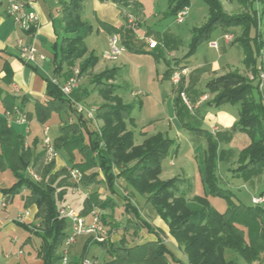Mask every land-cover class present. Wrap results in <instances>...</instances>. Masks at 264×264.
<instances>
[{"label": "trees", "instance_id": "obj_1", "mask_svg": "<svg viewBox=\"0 0 264 264\" xmlns=\"http://www.w3.org/2000/svg\"><path fill=\"white\" fill-rule=\"evenodd\" d=\"M139 1L114 0L126 5ZM168 1V13L175 17L191 4V0ZM203 1L209 8L208 18L204 24L192 29L191 53L201 43L209 42L217 28L222 27L226 31L241 28V35L232 45L242 46L244 63L251 66L259 77L258 64H261L259 58L264 48V40L254 4L262 2L264 5V0H238L252 9L240 14L227 13L221 0ZM59 4L62 10L63 34L60 41L53 45L55 72L61 73L65 67L71 72L78 66L79 77L82 78L85 74L91 76L94 91L102 99L96 111V117L102 120V125L100 128L90 127V120L77 110V95L74 94L73 98L65 96L60 84L48 78L45 99L37 100L34 111L28 112L26 116L37 119L41 124L48 122L54 114L68 113L75 116L72 122L61 124L60 135L54 139L59 154L69 157L70 166L57 169L53 160L51 163L42 164L41 169H35L43 157L42 152H34L38 141L35 140L32 146L26 145L25 137L9 125L4 113H14L16 109L22 111V105L18 102V96L6 93L0 87V169H11L16 177L13 186L1 188L0 192L13 196L22 188L28 190V194L23 197L24 207L36 206L35 216L40 219L42 232L37 229L32 232H36L41 238L38 254L43 264H62L61 252L68 236V218L62 217L60 210L66 194L78 186L87 189L101 183L108 191L107 196L102 198L98 191L91 192L84 198L79 209L81 216L88 217L96 208L115 209L117 203L113 196H117L124 202V211L133 215L128 218L124 229L132 230L138 235L143 228L156 236L155 240L134 245L128 244L125 237L117 243L109 240L98 241L91 236L89 239L106 249L112 257L102 264H185L166 246L162 231L143 218L132 202V196L137 193L146 195L147 202L167 223L170 235L186 255L189 264H241L236 258H229L226 255L227 250L236 252L247 264H254L264 253V207L234 201L231 191L219 184L217 171L219 162L224 160V153L228 152L220 149L221 143L229 142L235 132H244L249 135L251 143L239 151L231 172L234 177L242 178L245 182L252 181L264 172V99L260 95L259 82L254 84L236 71L208 80L206 88L213 94L209 104L216 107L225 104L239 107L237 122L223 136L222 133L213 135L201 127L188 126L187 119L192 117L191 109L181 95L188 88L180 87L175 99L177 116L183 126L204 133L207 139L203 177L208 189L204 195H196L190 200L189 189L181 188L185 179L179 176L168 180L160 178L162 163L169 155L174 140L158 132L137 144L134 131L129 129V123L135 124L132 116L135 105L123 100L117 92L118 85L114 83L118 67L105 68L99 73L93 72L99 58L89 51L85 41L93 33V24L85 18V0H59ZM99 28L111 35H118L126 49L143 51L137 47L139 41L135 34L136 29L129 26L128 22L123 28H118L100 21ZM253 28L256 29L254 37L251 34ZM3 69L6 72L4 82L11 84L12 71L8 63H4ZM172 75V70L168 69L167 78L171 79ZM23 102L22 100L21 103ZM31 168L39 175V180L30 174ZM73 169L81 172L78 184L73 181ZM119 178L126 181L129 196H123L119 192ZM260 194L264 195V189ZM209 196L226 199V209L221 211L214 207ZM106 220L107 217L102 216L104 226H109L111 230L119 228L117 223ZM18 224L29 228L27 223ZM82 256L85 257V253ZM80 261L75 259L69 264H79Z\"/></svg>", "mask_w": 264, "mask_h": 264}, {"label": "rangeland", "instance_id": "obj_2", "mask_svg": "<svg viewBox=\"0 0 264 264\" xmlns=\"http://www.w3.org/2000/svg\"><path fill=\"white\" fill-rule=\"evenodd\" d=\"M113 2L114 0H91V2L88 3L87 19L93 24V33L87 37L85 41L91 48L90 52L97 55L100 61L103 63L105 62V65H108L109 67H118V74L114 82L118 85L117 92L125 102L134 103L135 105V108L132 111L135 124L129 123V129L134 131L136 142L140 140V136L142 135L141 131L146 132L147 137L160 131L174 140L169 155L162 163L165 168L162 178L167 179L170 176L168 170L171 168L176 169L174 170V175L180 176V174L183 175V172L190 176L195 175L196 193L204 195V192L208 189L203 177L204 155L207 150V141L198 138L199 135L197 130L189 129L187 127L183 128L182 122L176 115L174 100L179 94L180 86H185L187 80L182 84L184 81L183 78L187 79L190 77L189 79L194 80V78L196 79L197 77L198 80L200 79L199 86L202 87L201 89H206L207 94H209V99L213 98V94L208 92L206 83L208 80L227 72L236 71L252 80L254 84L259 82V77L255 75L251 66L244 63V50L242 46L240 44L232 45V42L241 35L242 29L232 28L230 31H226L222 27H219L214 31L210 39L211 42L217 41L218 48L212 47L209 42H204L201 43L193 53H191L190 42L192 39V29L204 24L208 18L209 8L203 0H191L189 13L185 17V21L182 23H178L175 16L169 15L168 0H143L142 5H139V3H129L126 5L118 2L117 6H114L112 4ZM221 2L225 11L229 14H240L252 11L250 7L238 0H221ZM254 7L257 11L259 28L263 31L262 39L264 40V5L262 2H256ZM144 10L146 11L145 13L147 16L144 14ZM129 14L134 18L132 23L129 22ZM127 16L128 19H126ZM100 20L109 21L118 28H123L128 22L129 26L136 29L135 34L139 41L137 47L142 48L143 51L126 49L120 53L117 58L107 59L105 54L110 51L109 35L107 31H103V29L99 28ZM140 25L142 27H140ZM139 27L146 31L150 30L152 34L149 35L148 33H145V31H137L139 30ZM226 33L233 34L234 38L232 41L226 42L224 39ZM251 34L252 37L256 36L255 28L252 29ZM114 35L115 34L111 36ZM151 38H154V40H156L155 38H158L156 40L159 44L157 49H155L156 46H152L147 42V40ZM165 42L168 43L165 44ZM121 44L119 38L118 46H121ZM259 59L261 64H258V76L261 71L260 67L264 64V48L261 51ZM214 61H218L220 64V67L216 70H212L211 66ZM224 64L226 65L223 67ZM168 69H171L173 73L176 71H183V69L186 70V74H182V81L178 85L172 81V77L171 79L166 77ZM82 80L80 79V81ZM90 80L91 77L83 80V88H87L88 92L91 93L92 84L89 82ZM259 89L261 91L260 95L264 99V88ZM76 91L77 89L70 95V98H73ZM183 92L191 106L190 109L200 115V107L195 109L189 99L188 93L185 91ZM85 100L86 103L81 104L84 105L85 108L99 106L100 104V98L96 96L90 95L85 98ZM34 106L35 103L32 102L30 107L34 108ZM210 109L213 115H206V113H209L208 111L204 114L206 120L209 122H213V120L218 118L215 113L225 109H229L232 115H236V118L239 117V107L236 105L225 104L220 107L212 106ZM52 118L54 120L49 124L52 128V132L59 128V123L61 121L62 123H68L70 121V115L68 113H63L60 117L58 114H54ZM94 118V120L89 119V126L100 128L102 120L98 119L96 114ZM34 119L35 118H32L31 120ZM10 123L16 132L21 133L25 137L27 144L30 146L34 144L36 135H39L41 138L44 136V128L42 129L41 126L33 129L32 132L28 134L27 129L29 125L27 123L21 122L20 124H16L11 121V118ZM191 126L193 128V125L190 123L189 127ZM202 127L206 128L205 130L210 133V127ZM52 132L50 133V136ZM177 146H179V148ZM42 150V143H38L34 152L38 153L42 152ZM238 153L236 156H238ZM230 156L233 157V154ZM61 157L66 164L70 166L71 163L69 157L67 155L63 156L62 153L58 158ZM171 160L175 163L172 166L169 164ZM227 166L228 163L225 162L223 164L224 169H222V171H217L219 184L223 188L231 191V198L234 201L246 205H252L253 195H258L264 188V183L260 180L261 178H264V172L259 177H254L252 181L245 182L242 178L234 177L232 172H228L226 168L229 167ZM36 169H38V167ZM15 182L16 177L11 169H0V189L10 188ZM101 184L92 185L93 188L91 191H98L101 188ZM103 186L105 187L104 184ZM26 190L27 189L22 188L19 190L20 192L12 196L13 199L12 201H9L8 204L9 213L14 212L18 215L26 210L23 200ZM72 192L81 193V196L79 197L77 194H72ZM82 193H85L83 187L78 186L72 188L66 194V200L62 202V205H71L77 209L78 205L82 206L83 204L84 195H82ZM122 194L123 196H129V192L126 189ZM190 197H192L191 194ZM209 199L217 209L221 211L226 209V199L211 196H209ZM118 200L122 203L119 208H108L106 210L97 208L102 216L107 217L106 222L112 220V223H117V225H119V228L116 230H111L107 225L104 226L107 230L105 240L111 241L112 234H117L120 239L114 242L120 243V240L125 237L124 239H126L128 244H136L138 239L137 234H134L132 230L128 231L124 229L128 218L133 217V215L127 214L123 208L124 202L121 198ZM131 200L140 210L143 209V206L147 201L146 195L138 193L134 194ZM26 223L29 224V227L31 226L30 229L32 231H35L37 228V230L42 232L40 226H37V223L34 225H32L31 222L29 223L26 221ZM66 231L68 235H71L73 232L70 219H68V227ZM17 233L20 236H22V234L28 235L22 226L17 227ZM34 239L39 240V237L34 236ZM90 241L91 240L85 235L76 237L75 241L68 245L69 260L74 261L76 257L83 253L89 258H94L97 261V264H102L104 261L112 258L106 249L101 248L97 243ZM61 253H63V251ZM226 255L229 258H236L241 264H247V262L234 251L227 250Z\"/></svg>", "mask_w": 264, "mask_h": 264}, {"label": "crops", "instance_id": "obj_3", "mask_svg": "<svg viewBox=\"0 0 264 264\" xmlns=\"http://www.w3.org/2000/svg\"><path fill=\"white\" fill-rule=\"evenodd\" d=\"M26 1L30 2L31 10L35 11L39 16L38 27L36 28V30L34 31L31 37L28 35V33L23 32L19 28V26L15 23L13 18L8 15L7 9H8L9 1L0 0V87L6 93H10L12 95H16L19 97L18 102L20 105H22L21 106L22 113H24L25 115L28 112L34 111V108L30 107L32 102L35 103L37 100L45 99L47 78L57 79L60 83H64L70 75V70L68 67H65L61 73L55 72L56 66L54 64L55 55L53 51V45L56 42L60 41L61 36L63 34L62 10L59 4V0H26ZM142 1L143 0L139 1V5L143 4ZM89 2H91V0H85V5H86L85 18L86 19L88 18L87 9H88ZM112 4L114 6L118 5L116 2H113ZM143 12L146 15L145 13L146 11L144 10ZM100 21L107 22L114 26V24L109 21H105V20H100ZM140 27L142 26L140 25ZM140 27L138 28L139 30L137 31L139 32L145 31V33H148L149 35L152 34L150 30L146 31V30H143L142 28L140 29ZM108 35H109V40H110L111 34L108 33ZM19 37H25L26 39L32 38L35 41V44L37 47L36 62L34 63L25 62L20 59L19 49L17 47V39ZM155 39L157 40L158 38H155ZM210 42L211 40L209 41V44ZM167 43L168 42H165V44ZM158 45L159 44L157 43L155 49L158 48L157 47ZM89 51H91L90 47H89ZM4 63H8L9 67L11 68L12 80H13L11 84H6L3 80L4 76L6 75V72L3 69ZM225 65L226 64H224L223 67ZM211 66H212V70H216L217 68L220 67V64L218 61H214ZM105 68H111V67H109L108 65H105V62L103 63L102 61L99 60L93 72L98 73L104 70ZM83 77L81 78V80L82 79L86 80L87 78L91 76L89 74H85ZM189 78L184 79L182 84H184V82L187 80L184 86L188 88L186 92L188 93L189 99L192 100L193 102L192 104L195 107V109L200 107L201 114L200 115L196 114L194 111L191 110L190 112H191L192 117L187 119L188 126L191 123L193 126L196 125L197 127H201L202 129H206V128H203L202 126L210 127L211 134L216 135L217 133H222V136H223V133L226 131H229L233 127V125L237 122L239 117L236 118V115H232L229 109H225L223 111L220 110L217 113H215V115H217L218 118L213 120V122H209L208 120H206V116L204 114L207 111L209 113H206V115L212 114L210 107L213 106L208 103L211 100L209 99V94H207L206 89H201L202 87L199 86L200 79L198 80V78L196 77V79L194 78V80L193 79L191 80ZM83 80L80 81L82 83H80L77 91L75 92V94L77 95L79 99L78 101L75 102V104L76 105L78 103L85 104L86 103L85 98L89 97L90 95L100 98L99 103H101L102 99L98 95V93L94 91V85L92 84V80L89 81L92 84L91 93L88 92L87 88L86 89L83 88V85H84ZM22 100L24 101L23 104L21 103ZM174 107H175V100H174ZM175 110H176V107H175ZM4 115L8 119L9 125H11L10 118L13 123H16V124L21 123L20 114L16 112L14 113L10 112L9 116H7L5 112ZM176 115H177V111H176ZM31 119L32 118H27V121L25 122L29 125L27 129L28 134H30L32 130L37 128L38 126H41L42 129L48 126L49 135H50V133L52 132V128L49 124L54 120L53 118H51L45 124H41L39 121H37V119H34V120H31ZM74 119H75V116L70 115L69 122H72ZM61 124H62V121L59 123V128L57 130H54L50 136L53 139V141L57 136L60 135L59 129H60ZM183 128H185V126H183ZM141 134L142 135L140 136V140L136 142L137 144L142 143L144 139L147 137L146 132L141 131ZM198 135H199L198 137L199 139L207 141L204 133L202 134L198 132ZM43 137L41 138L39 135H36V140L38 141L39 144L42 143ZM250 143H251V139L249 135L244 132H235L232 135V138L229 142H226V141L222 142L220 145V149H223L224 151H228V152L224 153V160L219 162L218 170L222 171V169H224L223 164L227 162L228 163L227 167L229 168H226V169L228 170V172L229 171L231 172V169L235 167V164L233 162H235L237 159V156H236L237 153L241 151L242 149H244L245 147H247ZM26 145H28L27 142H26ZM177 147L179 148V146ZM42 153H43V157L36 164V168L38 167V169H41L42 164H45L44 148L42 150ZM231 154H233V157L230 156ZM64 155L65 154H63V156ZM60 156H61V153H60ZM169 164L172 166L175 163L173 162V160H171ZM56 165L58 169L63 166H66L67 164L61 157V158L56 159ZM162 169L163 170L160 175V178L163 180H168L170 178L179 176V175H174V170L176 169L171 168L168 170L169 171L168 173H170L169 174L170 176L167 179H164L162 178V175L165 172V168L163 167V164H162ZM179 177L182 179H185L184 182L181 183V188L183 190L189 189L188 198L190 200L196 195H202V194L196 193V190H195V185H196L195 177L196 176L195 175L190 176L188 174H185V172H183V175L180 174ZM101 178H103L102 173H101ZM260 180H262L264 183V178H261ZM117 182H118L119 192L122 193L126 189V185H127L126 181L123 178H119ZM100 186L101 188L98 190V192L101 194L102 198H105L108 194L106 191V188L103 186V184H101ZM92 188L93 186L87 189L84 188L85 193L84 194L82 193V195H84L83 200L86 196H88L92 192L91 191ZM26 194H28V190H26V193L24 195ZM72 194H77L79 195V197L81 196L80 195L81 193L79 194V193L72 192ZM190 194L192 197H190ZM3 195L5 194L0 192V197H2ZM254 195H257V194H254ZM8 197H9V201H12L13 197L12 196H8ZM113 197L117 203V208H119L122 205V203H120L118 200L119 197L117 196H113ZM78 207L77 209L79 211L81 206L78 205ZM25 209H28L30 211V215L26 221L29 223L31 222L32 225H34L35 223L39 224L40 219H37L35 216L36 206L31 205L30 207L25 208ZM139 211L141 215L143 216V218L149 221V223L153 225V227L158 228L160 229V231H162L163 236H165L164 241H165L166 246L185 264H189L186 255L178 248L177 242L170 235L169 227L167 223L158 215V213L152 207V205L146 201V203L143 206V209L142 210L139 209ZM16 215L17 213H14V212L9 213L8 206L3 211L0 212V264H43V260L40 258L38 254L39 246L41 244V238L36 233L32 232V230L30 229L31 226L29 228H25L24 226H22L26 230L28 235L22 234V236H20L17 233V227L21 225H19L18 222L16 221V217H17ZM34 236L39 237V240H35ZM85 236H87L88 238L91 237L89 235H85ZM137 236H138L137 243H143L146 241H151V240L156 239V236L154 234L147 232L143 228L139 231V234ZM119 239L120 238L118 237L117 234H114V235L112 234L111 241L114 242ZM130 245H134V244H130ZM82 258H84V256H82L81 254L75 259L81 260ZM69 262L71 261L69 260ZM254 264H264V253L261 254L260 258L256 262H254Z\"/></svg>", "mask_w": 264, "mask_h": 264}, {"label": "built area", "instance_id": "obj_4", "mask_svg": "<svg viewBox=\"0 0 264 264\" xmlns=\"http://www.w3.org/2000/svg\"><path fill=\"white\" fill-rule=\"evenodd\" d=\"M8 15L13 18L15 23L19 26V28L23 31L28 33V35L31 37L38 27L39 24V16L38 14L31 10V5L29 1L26 0H8ZM189 13V7H185L176 17V20L178 23H182L185 21V17ZM133 16L129 14V22H133ZM234 38L233 34L226 33L224 35V39L226 42L232 41ZM110 44V51L105 54V57L107 59H115L117 56L126 50V47L121 44V46H118L119 38L117 35L111 36L109 40ZM148 43H150L152 46L157 45V41L154 39H148ZM210 45L212 47L218 48L217 42H210ZM17 47L19 49V57L21 60L25 62H36L37 60V47L35 44V41L30 38L26 39L25 37H19L17 39ZM261 71L259 74V86L261 89L264 88V64L260 67ZM182 74H186V70L183 69V71H176L172 75V81L176 83L177 85L182 81ZM80 79L79 77V68L78 66L74 67L71 71L70 76L67 78V80L64 83H60L57 79H53L55 83L60 84V89L62 93L70 97V95L79 87L80 85ZM181 95L183 96L184 101L189 105L188 99H186L185 93L181 92ZM78 112L83 113L88 119L94 120L96 111L98 109L97 106H92L90 108H85L84 105L77 104L76 105ZM191 108V106L189 105ZM16 113L20 114V121L26 122L27 117L22 111L19 109H16ZM6 115L9 116L10 112H6ZM42 144L44 148V156H45V162L50 163L53 160L57 159L60 154L57 151L53 139L49 135V127L46 126L44 128V137L42 139ZM30 174L36 179L39 180V175L33 170V168L30 169ZM71 175L73 178V181L75 183H79L81 179V172L77 169H73L71 171ZM9 202V197L7 195H3L0 197V212L3 211L7 206ZM252 204L256 206H262L264 207V195H254L252 197ZM30 215V211L26 209L24 212L19 213L16 217V221L18 223H25L27 218ZM60 215L62 217H66L70 219L71 226H72V234L68 235L64 247H63V258L62 263L68 264L69 262V253H68V245L75 241L76 237L80 235H89L92 236L94 239L98 241H104L106 238L107 230L104 227L102 223V215L100 211L96 208L94 209L91 214L88 217L81 216L79 214V211L72 207L71 205H64L61 207ZM39 226V224L37 225ZM37 229V228H36ZM35 229V230H36ZM79 264H97V261L93 258L84 257L81 259Z\"/></svg>", "mask_w": 264, "mask_h": 264}]
</instances>
